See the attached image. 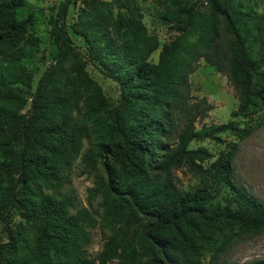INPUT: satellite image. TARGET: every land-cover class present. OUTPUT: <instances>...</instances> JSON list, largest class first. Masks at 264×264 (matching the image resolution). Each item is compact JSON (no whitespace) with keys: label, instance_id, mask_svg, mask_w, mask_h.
Returning a JSON list of instances; mask_svg holds the SVG:
<instances>
[{"label":"trees","instance_id":"trees-1","mask_svg":"<svg viewBox=\"0 0 264 264\" xmlns=\"http://www.w3.org/2000/svg\"><path fill=\"white\" fill-rule=\"evenodd\" d=\"M140 1L84 0V14L75 26L87 42L91 61L120 85L117 105L106 100L88 75V60L68 32L71 0H65L50 19L55 62L38 80L25 111V92L32 88L34 74L24 64V47H36L37 40L28 37L30 16L17 17L26 0H0V222L9 224L18 215L34 239L31 246L25 227L22 232L10 231L9 241L0 244V264H108L113 259L121 264L142 260L183 264L185 256L186 264H197L219 235L238 227L264 229V202L234 182L230 157L218 163L219 170L226 171L230 190L225 203L215 201L207 185L178 190L172 181L174 170L187 167L200 173L202 164L212 158L205 147L190 148L194 139L204 141L230 130L239 140L252 134V126L232 123L202 133L179 131L180 121L188 119L180 89L190 58L199 49L212 48L218 38V17L223 16L236 49L232 57L218 49L208 62L228 70L231 84L241 93L243 110H263L260 16L249 0H210L208 13L200 12L197 5L187 7L186 0H156L166 9L162 19L174 23L181 34L162 47L154 64L149 58L159 42L142 22ZM81 103L88 119L101 120L113 142L112 157L120 166L110 169L106 179L96 180L94 192L102 195L105 218L119 227L97 261L85 250L87 227L94 222L90 212L72 213L73 198L58 199L42 190L60 185L63 167L77 158L88 135L87 128L71 116ZM175 134L176 146L167 143L155 154L158 138ZM151 156L158 158L157 164Z\"/></svg>","mask_w":264,"mask_h":264},{"label":"rangeland","instance_id":"rangeland-1","mask_svg":"<svg viewBox=\"0 0 264 264\" xmlns=\"http://www.w3.org/2000/svg\"><path fill=\"white\" fill-rule=\"evenodd\" d=\"M65 0H26L24 8L18 10L17 17L21 20L30 16L28 37L36 39L37 46L24 47L27 57L24 64L28 71L34 74L33 85L25 92L28 110L31 95L46 69L55 62L57 48L50 39V19L56 17L60 4ZM84 0H71L66 18L69 35L82 56L88 60L87 72L89 77L101 88L103 96L111 105H117L121 96L120 85L108 78L102 68L93 63L88 56L87 42L75 29L80 15L84 14ZM110 2L111 0H100ZM187 7L197 5L202 13L210 10V0H186ZM253 10L260 16L264 37V0H249ZM142 14V22L149 35L156 37L159 48L149 61L157 64L162 47L174 41L181 32L174 23L166 22L162 15L166 12L165 6L156 0H143L138 3ZM116 11V9H115ZM218 38L210 50H197L189 60L185 70L181 92L186 105L188 119L180 121L179 131L188 133L207 132L220 125L232 123L234 126L245 128L252 126L253 132L245 140H239L230 131L215 134V138L204 141L194 139L190 148L205 147L213 155L202 165L204 171L195 173L187 167H181L172 172V181L178 190L192 191L195 188L207 185L215 197V201L226 202L230 195L228 183L225 179V170H219L218 163L226 156L231 158V173L234 182L245 189L260 201L264 202V109L258 112H247L242 109L241 93L230 82L228 70L213 67L208 62V56L220 49L232 57L236 49V39L229 29L223 16L218 17ZM264 70V68H263ZM85 106L81 103L78 110L71 114L73 120L81 127H86L88 135L82 140L81 149L77 158L63 167L60 175L63 177L60 185L53 188L42 187L46 194H53L58 199L73 198L75 213L87 209L94 222L87 227V243L85 250L89 258L98 260L105 244L119 230L118 225L108 223L105 210L101 206L102 195H95L96 180L107 177L111 169L119 170L120 166L112 157V141L105 134L101 120L88 119ZM180 112V110H179ZM178 112V113H179ZM104 135V137L102 136ZM166 135L155 143L154 152L159 153L166 148V144H176L179 139ZM170 137V139H169ZM220 139V140H217ZM88 154L89 157L86 156ZM91 157V158H90ZM153 165L158 158L151 156ZM200 163V162H199ZM220 164V163H219ZM110 170V171H111ZM21 218L13 215L9 224L0 222V244L9 241V232H22ZM28 241L34 245L33 231L26 229ZM264 260V229L249 231L245 228H234L217 237L216 241L206 247L197 259V264H249ZM187 263V256L183 264ZM108 264H121L119 259H113ZM138 264V263H137ZM139 264H146L143 260Z\"/></svg>","mask_w":264,"mask_h":264}]
</instances>
